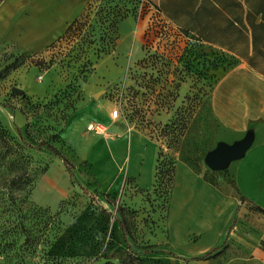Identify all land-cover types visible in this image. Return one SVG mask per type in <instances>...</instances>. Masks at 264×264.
I'll return each instance as SVG.
<instances>
[{"label":"rangeland","instance_id":"374dc122","mask_svg":"<svg viewBox=\"0 0 264 264\" xmlns=\"http://www.w3.org/2000/svg\"><path fill=\"white\" fill-rule=\"evenodd\" d=\"M117 9L149 20L142 0H94L80 33L71 31L53 47L27 52L0 43V71L9 65L0 78V127L5 131L0 150L14 158L12 170L26 168L33 178L27 198L17 192L9 200L0 190V264H121L126 252L136 253L141 264H181L172 255L194 253L189 249L208 240L206 228L226 232L237 205L232 241L222 245L219 239L218 256L253 257L250 251L264 240V212L241 202L234 184L236 160L219 169L205 162L219 144L237 141L208 103L220 71L233 65L231 59L171 27L162 36L155 27L144 39L143 56L128 65L126 43L111 54L101 50H108V25ZM14 62L19 65L12 69ZM88 101L98 102L97 108ZM105 105L110 125L102 121ZM83 116L102 121L103 132L89 129V123L78 132ZM174 119L176 130L168 133L164 126ZM17 128L55 145L70 161L73 181L60 158L20 148ZM130 131L142 142L132 141L128 162ZM104 137L110 138L111 152L119 149L99 157ZM148 141L158 162L150 185L141 186L128 166L142 170L141 179L149 176ZM89 148L90 162L85 158ZM115 217L127 225L128 245ZM147 250L154 252L144 254Z\"/></svg>","mask_w":264,"mask_h":264},{"label":"crops","instance_id":"0c3cea01","mask_svg":"<svg viewBox=\"0 0 264 264\" xmlns=\"http://www.w3.org/2000/svg\"><path fill=\"white\" fill-rule=\"evenodd\" d=\"M147 1L157 7L161 17L173 29L180 33L185 31L188 36L203 45L223 51L237 59L236 64L220 71L209 94L208 103L217 121L225 130L234 134L232 140L239 141L250 135L249 147L243 156L235 159L233 165L234 184L244 205L257 204L264 208V0ZM89 2L91 0H0V43L14 44L27 52L44 50L64 34L68 25L85 11ZM149 23L150 19L147 18L135 19L130 15L122 18L116 25L117 38L109 54L124 42L128 47V65L131 61L141 58ZM87 103L90 106L93 104L94 108L98 106V102ZM103 112L105 117L102 121L109 122L107 125H110L108 105H105ZM81 118L83 121L81 120L77 128L80 133H83L87 123L101 124L105 128L103 122L98 119L90 120L84 116ZM81 127L83 129L79 131ZM68 134L72 136L68 132L65 135L68 137ZM104 138L99 147L101 149L98 148L99 157H107L119 149L116 147L111 152L107 144L110 138ZM133 140L142 142L139 136L130 131L128 151ZM151 144V141H148V146H145L146 150L149 148L152 161L148 177L141 179L142 170L138 167L130 170L128 166V171L137 175L141 186H149L151 183L157 157L156 148H152ZM92 152L93 149L89 148L85 155L88 162ZM129 157L130 151L128 162ZM113 162L110 163L119 165L118 162ZM241 196L244 197L243 200ZM238 211L239 205L234 209L226 232L206 228L203 233L208 234L206 243L198 247L195 244L193 249H189L195 254L172 256L180 260L181 264H264V251L261 247L250 251L253 252V257L236 255L226 258H194L219 246L217 243L221 238L222 242L232 241L231 229L237 222ZM235 217L236 221L233 223ZM182 239L188 241L186 233L182 234Z\"/></svg>","mask_w":264,"mask_h":264},{"label":"trees","instance_id":"16d2710c","mask_svg":"<svg viewBox=\"0 0 264 264\" xmlns=\"http://www.w3.org/2000/svg\"><path fill=\"white\" fill-rule=\"evenodd\" d=\"M94 0H91V2H89V4L87 5L85 11L76 19H74L66 28L65 32L63 35H61L59 38H57L54 42H52L51 44H49L47 47H53L56 44H58L61 40H63L64 38H67L68 35L70 34L71 31H78L80 33V31L83 29L84 23L82 24V19L87 15V12L91 10V6ZM117 4H115L114 6H116ZM143 5L144 7H146V9L149 12V19H150V23L146 29L145 32V41H147V37L149 36V33H152V30L157 29V32H159V34H161V36L163 35L162 33L165 34V30L168 27H171L167 21H165V19L163 17H161L158 9L156 6H154L153 4L149 3L147 0L143 1ZM104 8H106L105 5L101 6V10ZM108 9V7H107ZM120 9H117L115 11V14H113V17L111 19V21L109 22L108 25V29H110L111 32V37H109L108 40V50L107 49H103L101 48V50H103V52L105 53H109L113 50L114 45H115V41L117 38V28L116 25L117 23L126 16L128 10L125 9L122 13L119 12ZM119 12V13H118ZM117 15V16H116ZM156 27V28H155ZM172 28V27H171ZM180 33V32H179ZM183 37L188 38L192 41H195L197 43H200L199 41H197L196 39L188 36L187 32L183 31L182 33H180ZM102 42V41H101ZM107 44V43H104ZM202 44V43H200ZM97 45L99 46V44L97 43ZM98 49V48H97ZM105 50V51H104ZM225 55L231 59V63L236 64L237 63V59L232 56L229 55L227 53H225ZM99 58V56H96V59ZM95 59V61H96ZM88 63V61H86ZM92 61H89L90 65L92 66L93 63H91ZM19 65L18 62H14L10 68L14 69ZM232 65V66H233ZM231 66V65H229ZM9 70V65L5 66L1 71H0V78L3 77ZM177 123H176V119H174L173 121H171L170 124H167L164 127H167V132L170 133L172 131L176 130L177 127ZM4 133L5 131L0 127V133ZM62 130H60L57 134L58 137L59 134H61ZM17 134H18V138L20 141V148L24 147L26 149H35V150H46L49 153H51L54 157H58L61 159L62 163L64 164V166L67 169V172L69 174L70 180L73 181V172L72 169L70 168V161L61 154V152L59 151V149L51 144L50 142H47L45 140H35L32 137H30L27 132H25L23 129L21 128H17ZM179 134V132L177 133V135ZM181 134V133H180ZM179 134V135H180ZM180 137V136H179ZM10 153L8 151H2L0 150V166H3L2 169H0V190H4V194L8 197L9 200H14L15 195L17 192H23V198H27L28 194L30 192V190L32 189L33 186V178L29 175V172L26 168H20V171H14L11 169V165L14 161V158L9 155ZM19 156H23L22 152L20 151V153L18 152ZM156 162H158V159H156ZM173 166H171L170 168L167 169L166 171V176L167 178H169V180H171L172 178V173H173ZM83 192L86 195H89L88 191L84 188H82ZM241 199L243 200L244 197L241 196ZM254 208L256 210H258L259 212H264V208L260 207L257 204L253 205ZM116 222L118 223L121 233L124 237V241L125 243H127V238L129 235V231L127 228V225L124 221L123 218L120 217H115ZM236 221V217L233 219V223ZM226 241H224L222 243V245H225ZM128 245V243H127ZM260 247L262 248V250L264 251V240L260 241ZM222 251V249L220 248V246L214 247L213 249H211L210 251L200 255V256H196L194 257L195 259H207V258H212V257H216L220 254V252ZM154 252L153 250H147L144 251V254H148V253H152ZM170 254V253H169ZM102 264H115L113 261L107 260L105 262H103ZM121 264H141V258L136 254V253H130V252H126Z\"/></svg>","mask_w":264,"mask_h":264},{"label":"water","instance_id":"95a60500","mask_svg":"<svg viewBox=\"0 0 264 264\" xmlns=\"http://www.w3.org/2000/svg\"><path fill=\"white\" fill-rule=\"evenodd\" d=\"M12 92L24 94V92L17 88L12 87ZM99 93L95 95L98 96ZM251 141L250 135H246L243 139L235 142L232 145L221 143L217 149L208 154L205 159L206 164L212 169H219L226 166L229 161L235 160L243 156L245 150L249 147Z\"/></svg>","mask_w":264,"mask_h":264},{"label":"built area","instance_id":"2783aa9c","mask_svg":"<svg viewBox=\"0 0 264 264\" xmlns=\"http://www.w3.org/2000/svg\"><path fill=\"white\" fill-rule=\"evenodd\" d=\"M142 1H144V0H142ZM117 114H118V111L116 109H114L112 112V115L117 116ZM88 128L91 130H94L97 133H101L104 130V127L101 124H90V125H88Z\"/></svg>","mask_w":264,"mask_h":264}]
</instances>
